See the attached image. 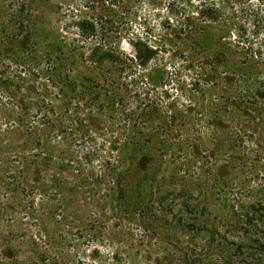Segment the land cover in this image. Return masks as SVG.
Listing matches in <instances>:
<instances>
[{"label": "rangeland", "instance_id": "rangeland-1", "mask_svg": "<svg viewBox=\"0 0 264 264\" xmlns=\"http://www.w3.org/2000/svg\"><path fill=\"white\" fill-rule=\"evenodd\" d=\"M196 4L0 0L5 49L17 50L26 39L45 49L66 38V45L79 49L76 54H86L75 25L85 19L95 27L85 36L104 48L130 56L147 49L184 54L209 77V84L195 87L181 71L180 83L170 89V110L162 108L155 117L140 114L120 126L104 118V127L93 131L100 155L92 179L81 180L76 196L83 203L80 212L85 202L91 211L94 242L84 254L85 260L93 256L91 264H115L113 255L121 264H264V96L255 97L253 85L264 79V65L234 53L222 39L221 25L188 32L193 21L175 23L174 12L184 8L189 14ZM156 77L150 72L148 82ZM150 133L154 139L146 144ZM139 134L143 151L126 153L130 137ZM102 237L111 247L100 243Z\"/></svg>", "mask_w": 264, "mask_h": 264}, {"label": "trees", "instance_id": "trees-1", "mask_svg": "<svg viewBox=\"0 0 264 264\" xmlns=\"http://www.w3.org/2000/svg\"><path fill=\"white\" fill-rule=\"evenodd\" d=\"M195 1L190 16L184 8L174 12L176 24L193 21L188 32L221 25L222 39L234 53L264 65V0ZM75 25L86 54H76L79 49L66 45V38L63 45L45 49L27 39L16 41L17 50L0 44V264L95 263L92 255L84 257L94 242L89 202L80 212L83 203L76 201L81 180L92 179L100 153L93 131H100L106 120L127 125L125 120L137 115L155 117L162 108L170 110V89L180 83L181 71L188 85L210 81L206 70L184 54L147 49L126 55L85 36L95 29L91 22L79 19ZM150 72H157L152 84ZM253 85L255 97L263 99L264 79ZM130 138L126 153L143 151L144 137ZM153 139L150 133L144 143ZM153 152L147 151V157ZM100 243L107 245L105 237ZM111 260L123 262L116 255Z\"/></svg>", "mask_w": 264, "mask_h": 264}]
</instances>
